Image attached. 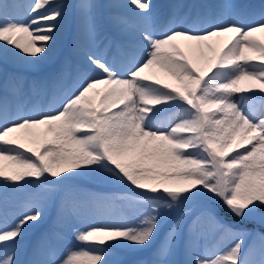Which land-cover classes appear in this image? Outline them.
Segmentation results:
<instances>
[{
	"label": "snow or ice",
	"instance_id": "snow-or-ice-1",
	"mask_svg": "<svg viewBox=\"0 0 264 264\" xmlns=\"http://www.w3.org/2000/svg\"><path fill=\"white\" fill-rule=\"evenodd\" d=\"M75 8L87 47L77 46L83 65L70 61L56 71L58 83H73L54 108L25 109L18 98L19 78H10L0 96V188L33 182L55 192L64 181L92 173L140 190L123 197L139 213L136 222H104L76 228L79 247L58 254L49 238L48 259L29 264H114L115 249L150 252L138 264H264L255 250L244 253L245 230L223 222L212 206L222 202L240 220L264 225V5L253 14L246 6L219 5L187 24L175 14L158 22L152 0H127V16L110 17L119 35L116 56L108 40L93 51L99 34L94 0H31L27 5L0 0V60L37 65L53 52L60 23ZM25 8L28 17L9 9ZM218 38H227L217 48ZM166 73L176 84L158 78ZM242 82H247L242 83ZM16 94L9 98L8 89ZM239 94L241 103L233 98ZM159 106V107H157ZM173 115L161 119L164 113ZM201 200L200 215L182 230L191 208L174 219L171 212ZM36 202L11 222L0 209V264H22L21 241L27 227L46 215ZM206 217L229 240L203 253L191 242ZM65 223L58 214L56 228ZM167 227L163 239L161 231ZM51 238L62 241V231ZM264 239V237H262ZM40 247L33 252L39 255Z\"/></svg>",
	"mask_w": 264,
	"mask_h": 264
},
{
	"label": "rangeland",
	"instance_id": "rangeland-1",
	"mask_svg": "<svg viewBox=\"0 0 264 264\" xmlns=\"http://www.w3.org/2000/svg\"><path fill=\"white\" fill-rule=\"evenodd\" d=\"M13 1H17L18 4L24 5H27L31 2V0H3V2H6L10 5L14 4ZM70 1L71 0H67V2ZM168 1L170 2L171 0H165L164 4L168 3ZM121 2L127 4V0H121ZM162 4L163 2L160 1L159 3H157V7ZM124 9L127 10L128 7H124ZM9 11L14 12L12 8H10ZM21 11H23V13L25 12L26 17L30 16L25 8H21ZM129 18L131 20H134L131 17ZM106 21H108V19H106ZM100 28L101 29L99 30V32H101V37L103 36L105 39H107V41L112 39L119 40V34L116 28H111L109 30H106L102 27ZM74 33L75 31L71 34ZM256 35L259 38L264 39V33H257ZM85 40L83 37L80 39L81 42H84ZM57 45L60 46L59 43H57ZM67 48L68 45L65 44V46L58 53L57 59L45 68L54 69L55 71L58 70L62 66L59 64V61L67 51ZM95 51L104 52L105 50H99V47H96ZM115 51V43H113L112 48L107 52L111 53ZM80 65L82 66L83 64ZM7 67L8 66L5 64V62L0 61V84L4 79L3 77ZM40 75L41 77H38V75L36 76V83L34 84L43 82L44 75ZM30 76L33 75H25V80H27ZM53 78H55V76ZM24 81H22L21 85ZM55 81L56 79L51 84V79H49V81L47 79L45 82L46 86L43 87L42 91L49 89V87L51 86L50 88L56 89H58L59 87L60 90L62 89V92L66 91L67 93L73 83L71 78L60 83ZM242 83L246 84L247 82ZM34 90L35 91L33 94L41 99L42 97H40L39 95L43 93H38L37 88ZM19 92L20 93L18 95L20 96L21 91ZM13 93L14 92L11 91L10 95ZM233 98L236 100L235 96ZM237 98H240L239 94H237ZM19 100L22 102V104L25 103L24 107L31 106L26 96L21 95L19 97ZM30 100L31 99H29V101ZM55 100L56 97H53L51 99V101ZM54 107H57L56 103L48 106H40V108L45 109ZM174 111L175 110L164 113L161 116V119L173 115ZM139 191L140 190L138 189H133L128 187L127 185H123L114 180L108 179L99 173H92L68 179L64 181V183L60 185L59 189L55 192H47L43 188L37 187L33 182H20L19 184H10L6 188H0V209L7 211L9 221L11 222L13 219L21 215L29 205L36 202L47 203L46 215L41 221H37L32 224L31 227H27L24 239L21 241L20 246L23 251L20 255V260L22 264H29V262L34 258L37 260L48 259V243L45 242V238H49L51 245L57 248L58 254L62 255L66 248L79 247V245L73 238V233L76 228L85 229L92 225L104 222H136L139 213L130 204V202L123 197L133 195L134 193H137ZM189 206L191 208V215L186 219L185 225L182 230V244L184 241H188L190 239L189 225H191L192 221L195 220L198 215H200L202 201L199 199L190 201L186 205L182 206V208L175 209L171 212V217L174 219L175 217L180 215L181 211L184 208H188ZM212 206L217 210V214L223 222L245 230L246 234L244 237L245 243L242 259L248 255L250 250H255L256 255L253 258L258 260L260 258V250L262 247H264V239H262V237H264V225L260 224L258 220L255 219L240 220L239 218L233 216L229 211H227L222 202H214ZM60 213H63L65 217V223L62 228L57 229L56 221L58 214ZM261 213H264V210H261V212L257 213V216H259ZM167 227L168 226L166 225L165 228L161 231L160 237L157 239V243H159V240L163 239L164 233L167 231ZM196 229V235L191 240V242L197 244V248L202 253L205 249H208L209 251L222 249L228 246V244L230 243L229 240L223 238L222 233L218 232L206 217H202L200 219L199 223L196 226ZM54 230L63 232L64 239L62 241H56L55 239L51 238V233ZM38 247H40L39 255L34 257L33 252ZM114 251L115 255L111 257L114 264H138V262L150 261L152 259L150 252H131L124 249H115ZM176 259L180 262V264H184L186 258L181 251Z\"/></svg>",
	"mask_w": 264,
	"mask_h": 264
},
{
	"label": "bare ground",
	"instance_id": "bare-ground-1",
	"mask_svg": "<svg viewBox=\"0 0 264 264\" xmlns=\"http://www.w3.org/2000/svg\"><path fill=\"white\" fill-rule=\"evenodd\" d=\"M160 1H162L163 4L157 7V3H159ZM13 2L18 4L17 1H13ZM78 2L79 0H71L68 3L75 5ZM94 2L99 6L98 8L99 26L105 28L106 30L115 28L110 19V17L113 15H123V16L131 17L134 20L136 19L135 17H133L131 8L128 7V9L125 10L124 7L122 8L112 7V5H126L122 3L121 0H94ZM164 2L165 0H152V4L154 6L153 13L154 16L157 18L158 22L162 23L166 21L169 18V16L175 14L177 17H179L189 25H191L192 22L196 20L198 14L212 12V11L213 12L220 11L218 6L222 4H235V5L246 6L248 10L253 14L258 13L261 9V6L264 5V0H171L170 2L168 1V3L166 4H164ZM13 10L15 13H20L21 18L26 17L25 12L23 13V11H21V8H17ZM106 19H108V21H106ZM74 31L75 33L71 34ZM57 35H58L57 43L60 44L61 48L56 44L49 58H47L45 61H42L38 65L27 64L24 63L23 61H14L10 58L7 60H0L2 62H5V64L8 66L4 73V77H3L4 79L0 84V96H3L5 94L4 86L9 82L10 78L13 77L19 78L22 83V81L25 80L24 78L25 75L27 74L33 75L30 76L27 80H25L21 85L22 88H20L21 95L26 96L28 101H29L28 96L35 97V95L33 94L35 91L34 89L37 88L38 90H42L43 87L46 86L45 82L47 79L48 81L49 79H51V84H52L55 80V78L53 77L55 76L54 74L56 73L57 70L55 71L54 69H46L45 67H47L54 60L57 59L58 53L65 46V44L68 45V48L65 54L61 57L59 64L63 65L66 60L70 61L71 65L73 66V69H75L77 65L83 64L82 54H80L76 49L77 46L87 47L89 42L87 38L84 37L79 30V21L74 7L68 10L65 19L61 21L60 30ZM82 37L84 38V40L86 39L84 42L80 41ZM118 38L119 40L112 39V41L116 43V42H122L127 39V37L121 35H119ZM218 39H219V43L216 45L217 48L222 47L227 40V38H218ZM106 43H107V39H105L103 36L101 37V32H99L98 36L96 37L95 46L93 47L92 50L95 51L96 47H99V50H105ZM107 55L109 59H112L114 56H116V51L111 53L107 52ZM40 74L44 75L43 78L45 81L43 80L42 83L34 84L36 83L35 81L36 76L38 75V77L39 76L41 77ZM157 75L158 78L161 77L160 79H163L167 83H171L173 85L176 84V81L171 77H169L166 73L158 71ZM29 80L32 82H30ZM52 90L55 94L54 97H56V100L55 101L49 100V104H47L46 106L56 103L58 107L60 106L61 103L60 101L67 93L66 91L62 92V89L60 90L59 87L58 89L52 88ZM11 91L12 90L10 88L7 90V94L9 98H13L16 95L15 93L10 95ZM20 96L18 95V98ZM235 98L238 104L241 103V100L240 98H237V95H235ZM24 104L25 103H23V106ZM40 106L41 104L37 99L31 108L33 107L40 108ZM29 107L30 106H28V108ZM195 245L197 246V244Z\"/></svg>",
	"mask_w": 264,
	"mask_h": 264
}]
</instances>
